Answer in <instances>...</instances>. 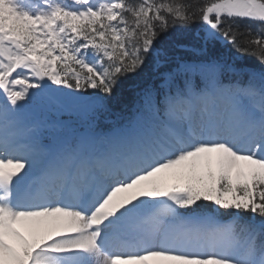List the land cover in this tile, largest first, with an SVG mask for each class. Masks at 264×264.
Wrapping results in <instances>:
<instances>
[{"label": "snow or ice", "instance_id": "obj_1", "mask_svg": "<svg viewBox=\"0 0 264 264\" xmlns=\"http://www.w3.org/2000/svg\"><path fill=\"white\" fill-rule=\"evenodd\" d=\"M0 264H264V0H0Z\"/></svg>", "mask_w": 264, "mask_h": 264}, {"label": "trees", "instance_id": "obj_2", "mask_svg": "<svg viewBox=\"0 0 264 264\" xmlns=\"http://www.w3.org/2000/svg\"><path fill=\"white\" fill-rule=\"evenodd\" d=\"M244 62L250 66L258 67V62L254 57H244ZM129 82H126L120 92V99L118 101L113 102V115L109 118V120H101L99 126L105 128L104 125H108L109 122L117 120V115L121 113L124 103L127 101L129 92H128Z\"/></svg>", "mask_w": 264, "mask_h": 264}]
</instances>
